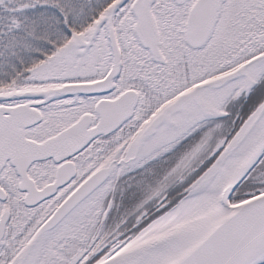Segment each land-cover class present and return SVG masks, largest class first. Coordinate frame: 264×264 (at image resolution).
Instances as JSON below:
<instances>
[{
	"label": "snow or ice",
	"instance_id": "6c2138e0",
	"mask_svg": "<svg viewBox=\"0 0 264 264\" xmlns=\"http://www.w3.org/2000/svg\"><path fill=\"white\" fill-rule=\"evenodd\" d=\"M0 264H264V0H0Z\"/></svg>",
	"mask_w": 264,
	"mask_h": 264
}]
</instances>
